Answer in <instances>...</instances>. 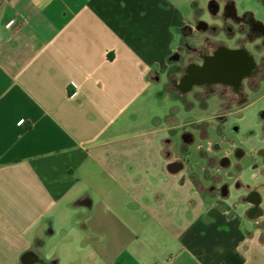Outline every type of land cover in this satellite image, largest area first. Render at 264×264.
Segmentation results:
<instances>
[{"label":"crops","instance_id":"0c3cea01","mask_svg":"<svg viewBox=\"0 0 264 264\" xmlns=\"http://www.w3.org/2000/svg\"><path fill=\"white\" fill-rule=\"evenodd\" d=\"M229 1L264 28V0ZM187 7L0 0V264H264V172L227 207L217 175L237 148L197 154L175 109L145 115L164 92L193 107L170 85L196 42Z\"/></svg>","mask_w":264,"mask_h":264},{"label":"flooded vegetation","instance_id":"af4514ba","mask_svg":"<svg viewBox=\"0 0 264 264\" xmlns=\"http://www.w3.org/2000/svg\"><path fill=\"white\" fill-rule=\"evenodd\" d=\"M211 20H199L193 26L184 29L185 38L193 37L196 42H184V48L190 58L181 52L174 56L176 63L182 65L180 78L175 75L170 79V85L179 91H187L199 103L203 111L212 106L224 111L232 108L243 109L248 106L250 94L255 92L264 77L263 64H259L256 54L264 51V28L254 19L250 12L238 14L234 4L227 2L223 7L218 0H211L205 10ZM204 11V12H205ZM200 35L199 37H197ZM223 113L212 117L221 123L226 118ZM236 159L245 155L241 148L233 154ZM232 155L225 154L221 161L222 169L233 165ZM264 162V150L258 152ZM255 178H263V169ZM261 187L262 182L255 184ZM240 187L241 184L237 183ZM215 185L210 190H216ZM226 197L230 195L227 183L220 188ZM252 198L258 203L264 198L256 191Z\"/></svg>","mask_w":264,"mask_h":264},{"label":"rangeland","instance_id":"374dc122","mask_svg":"<svg viewBox=\"0 0 264 264\" xmlns=\"http://www.w3.org/2000/svg\"><path fill=\"white\" fill-rule=\"evenodd\" d=\"M210 0H184L189 7V19L195 24L199 20L210 21L211 17L205 11L208 7ZM222 4H225L226 0H218ZM237 2L240 11L242 10L243 4L247 5L250 9H255L257 3L255 0H234ZM205 11V12H204ZM260 14L258 17L264 20V10L260 8ZM198 35L197 37H199ZM187 53V52H186ZM186 57L190 58L189 54H185ZM256 59L259 64H263L264 74V51L260 50L256 54ZM186 62L182 64L185 66ZM189 106L192 107L190 112L185 110V104L180 98L173 99L170 95L163 93L162 96L157 97L152 105V111L148 110L145 115L149 113H162L168 114L175 109L176 119L175 125L180 127L176 130H180L181 126L187 125L186 128L194 139V152L198 154L199 146L204 149L207 142L211 140L213 143H220L223 147V151L233 148H241L245 155L236 159L232 155L233 165L230 168L222 169L220 176L222 179L230 185V197L227 198L226 206L233 207L234 204L240 203V194L242 189L237 186V183H245L248 185H255L258 182H262L263 178H255V174L259 173V169L263 164V160L258 156L259 150L264 147V77L260 83L259 88L250 94L249 103L246 108H232L231 110H222L212 106V99L210 102L209 109L203 111L199 108V103L194 99L193 95L188 96ZM223 113L226 120L221 123L217 119H212L216 115ZM131 132H126L132 133ZM205 132V137H203ZM194 168L200 169V163H193ZM241 175V179H237V175ZM236 211V208H233ZM238 210V209H237ZM242 208L239 210L241 211ZM253 224L247 223V228H253Z\"/></svg>","mask_w":264,"mask_h":264},{"label":"built area","instance_id":"2783aa9c","mask_svg":"<svg viewBox=\"0 0 264 264\" xmlns=\"http://www.w3.org/2000/svg\"><path fill=\"white\" fill-rule=\"evenodd\" d=\"M22 24V21L16 18H7L4 21V26L8 28L11 31L16 30L20 25Z\"/></svg>","mask_w":264,"mask_h":264},{"label":"trees","instance_id":"16d2710c","mask_svg":"<svg viewBox=\"0 0 264 264\" xmlns=\"http://www.w3.org/2000/svg\"><path fill=\"white\" fill-rule=\"evenodd\" d=\"M223 264H225V263H223Z\"/></svg>","mask_w":264,"mask_h":264},{"label":"clouds","instance_id":"9594fccd","mask_svg":"<svg viewBox=\"0 0 264 264\" xmlns=\"http://www.w3.org/2000/svg\"><path fill=\"white\" fill-rule=\"evenodd\" d=\"M22 123V122H21Z\"/></svg>","mask_w":264,"mask_h":264}]
</instances>
